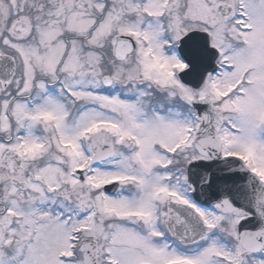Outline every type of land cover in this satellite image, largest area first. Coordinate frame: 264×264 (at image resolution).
<instances>
[{
	"label": "snow or ice",
	"instance_id": "obj_1",
	"mask_svg": "<svg viewBox=\"0 0 264 264\" xmlns=\"http://www.w3.org/2000/svg\"><path fill=\"white\" fill-rule=\"evenodd\" d=\"M0 264H264V0H0Z\"/></svg>",
	"mask_w": 264,
	"mask_h": 264
}]
</instances>
